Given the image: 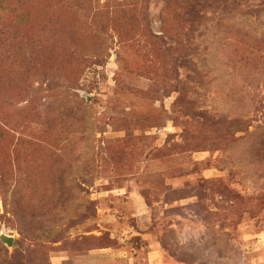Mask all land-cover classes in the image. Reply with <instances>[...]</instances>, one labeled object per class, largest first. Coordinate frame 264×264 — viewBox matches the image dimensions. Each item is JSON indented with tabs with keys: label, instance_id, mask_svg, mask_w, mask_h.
Listing matches in <instances>:
<instances>
[{
	"label": "rangeland",
	"instance_id": "rangeland-1",
	"mask_svg": "<svg viewBox=\"0 0 264 264\" xmlns=\"http://www.w3.org/2000/svg\"><path fill=\"white\" fill-rule=\"evenodd\" d=\"M0 264H264V0H0Z\"/></svg>",
	"mask_w": 264,
	"mask_h": 264
},
{
	"label": "water",
	"instance_id": "water-1",
	"mask_svg": "<svg viewBox=\"0 0 264 264\" xmlns=\"http://www.w3.org/2000/svg\"><path fill=\"white\" fill-rule=\"evenodd\" d=\"M0 242L6 245L7 247H12L14 240L10 236L0 235Z\"/></svg>",
	"mask_w": 264,
	"mask_h": 264
}]
</instances>
